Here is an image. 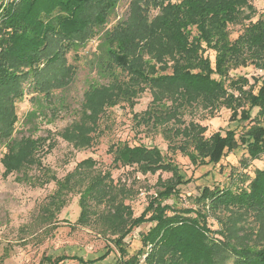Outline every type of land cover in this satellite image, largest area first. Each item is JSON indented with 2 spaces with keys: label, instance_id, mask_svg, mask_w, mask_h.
Instances as JSON below:
<instances>
[{
  "label": "trees",
  "instance_id": "trees-1",
  "mask_svg": "<svg viewBox=\"0 0 264 264\" xmlns=\"http://www.w3.org/2000/svg\"><path fill=\"white\" fill-rule=\"evenodd\" d=\"M119 3L0 0V145L7 148L1 158L3 175L41 167V156L56 146L55 138L15 137L22 123L18 103L29 95L28 115L41 118L44 104L75 74L69 52L94 39L98 42L90 59L96 82L84 93L81 120L61 133L64 140L80 150L92 146L106 110L122 101L133 107L149 89L152 100L135 118L139 124L160 127L168 149L180 151L195 165L219 163L242 147L251 160L261 159L264 75L251 82L245 75L234 78L230 71L250 65L264 70V15L254 21L255 12L244 14L245 8L252 7L250 0H131L127 17L108 27ZM242 17L249 23L233 39L229 25ZM209 51L214 52V60ZM195 105L212 115L228 109L230 120L251 124L241 132L226 128L207 134V125L184 120L187 109ZM254 109H258L255 116ZM108 152L112 167L82 184L77 223L96 220L102 231H109L119 249L120 264H141V260L145 264H264V243L251 244L237 234L248 229L249 235L264 236V166L244 180L247 184L204 186L197 208H174L162 199L179 193V187L192 178L160 147L118 141L110 144ZM96 162L93 157L82 159L74 171L91 169ZM126 166L144 174H172L159 179L162 191L139 216L119 201L124 190L112 168ZM74 171L57 180L52 203L65 205L59 186L71 181ZM211 214L218 221L217 228L210 222ZM249 218L252 226L245 224ZM147 222L151 226L142 234V246L130 253L126 237ZM110 252L111 248L88 260L79 255L44 254L37 264H63L67 259L89 262Z\"/></svg>",
  "mask_w": 264,
  "mask_h": 264
},
{
  "label": "rangeland",
  "instance_id": "rangeland-1",
  "mask_svg": "<svg viewBox=\"0 0 264 264\" xmlns=\"http://www.w3.org/2000/svg\"><path fill=\"white\" fill-rule=\"evenodd\" d=\"M130 1L120 0L108 27L127 17ZM250 2L252 7L245 8L244 14L251 16L255 12V21L264 15V0ZM155 13L156 11H153V14ZM248 23V18L242 17L238 23L230 24L231 37L234 39L241 34ZM97 42L96 39L91 40L77 51L69 52L68 61L74 65L75 74L61 90H57V96L52 101L44 104L41 118L35 120L28 115L32 106L29 95L18 103L22 123L18 125L15 137L19 139L44 136L48 139L55 138L57 144L52 151L41 156V167L26 168L7 177L3 175L4 166L1 162L7 148L6 145H0V264H37L44 254L79 255L88 260L98 257L109 248V255L99 259L89 262L67 259L63 264H120V252L109 231H102L104 227L96 220L86 225L77 223L82 184L86 185L92 176L112 167V154L108 152V148L113 142L127 141L130 144L158 146L167 158L181 166L192 181L181 185L179 193L162 199L163 204L174 208H197L201 205L198 197L204 186L235 188L247 184L244 180L252 178L255 170L264 166V156L259 160H251L243 147L228 153L219 163L203 165H195L180 151L168 149V142L160 127L139 124L135 118V114L143 112L152 100L149 89L139 95L133 107L127 101L109 107L100 120V128L92 146L80 150L64 140L61 133L81 120L84 113V93L96 80L97 75L92 70L90 58ZM208 54L214 60V52L209 51ZM230 75L234 78L245 75L253 82L254 78L264 75V70L253 65L242 66L232 69ZM257 111L258 109H254L253 116ZM184 120L187 123L198 120L207 125V134L226 128L241 132L245 126L251 124L249 121L239 123L230 120L228 109L222 108L212 115L209 110L198 105L187 109ZM261 122L264 124V116L261 117ZM87 157H93L97 161L96 165L91 169L74 171L77 163ZM72 171L74 176L71 181L59 186L60 193L64 194L63 198L66 197L65 205H60V202L52 203L51 194L58 189L57 180L64 179ZM112 173L115 181L124 190L123 194L119 195V201L130 205L135 216H139L150 199L162 191L159 179L165 180L172 175L165 171L144 174L130 166L112 168ZM27 179H34L37 183L30 184L31 181ZM49 213L51 216H47ZM209 218L213 228H217L219 225L215 216L211 214ZM252 222L249 218L245 224L251 225ZM150 226L151 223L147 222L135 227L126 237L125 245L130 253L137 252L142 246V234L146 233ZM247 230L242 229L237 231V234L251 244L264 243V236L258 238L256 234L249 235ZM141 264H145L143 260Z\"/></svg>",
  "mask_w": 264,
  "mask_h": 264
}]
</instances>
